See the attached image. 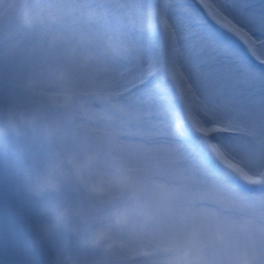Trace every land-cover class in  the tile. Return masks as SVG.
<instances>
[{"label":"rangeland","instance_id":"rangeland-1","mask_svg":"<svg viewBox=\"0 0 264 264\" xmlns=\"http://www.w3.org/2000/svg\"><path fill=\"white\" fill-rule=\"evenodd\" d=\"M21 1L9 0L8 4L11 7L6 8L0 5V38L7 37L21 24H24L16 17V9L20 7ZM146 1L37 0L39 3L35 8L47 7L50 10L52 26L49 23L41 29L36 26L35 21L31 25H27L31 27L32 31L28 34L21 33L11 43L13 46L6 48L11 45L8 44L0 47V122L9 111L33 114L37 118L35 126L31 129L25 128L20 134L7 130L4 133L18 146L21 156L27 157V163L24 167L19 168L14 158L11 159L0 154V222L3 219L2 216L4 217L2 210L6 206L19 207L17 210L20 212H29L25 209V205L21 206L15 200L13 191L21 185L29 186L25 179L26 171L42 168L55 156L92 154L95 156V164L103 167V169L99 168L98 172L108 173L111 168L122 167L128 171L132 178L130 184L113 187L103 197L88 196L71 179L62 183L56 191L30 193L31 196L28 199L21 201L31 204L35 212L38 211L37 209L47 212L46 210L50 207L46 205L44 199H49L55 207L75 208L78 209L79 214L72 217L70 228L52 227L46 234L41 229H35L36 232L38 231L36 242L27 243L32 249L28 245L26 246L24 237L20 236L15 228L10 229V236H3V239L0 240V264H24L23 260L18 262L12 257V249L23 251L27 258L31 256L33 264H45V262L46 264H60L61 262L70 264L66 263L64 256H62L64 259H61L62 257L58 259L57 255L50 254L43 259V253L47 250L51 253V249L55 247L58 254H62V250L67 249L68 251L70 239L82 230L86 233H79L78 253H81V250L86 248L84 240L93 230L97 229L88 231L89 225L92 226V217L104 220L105 212L117 209L116 201L111 198L122 194L124 189L127 190L125 192H131L134 198L139 199L145 217L142 219V229L125 233L124 238L130 245L129 253L106 254L102 248H99L97 256L83 257L78 254L74 260L76 264H126V258L130 256L131 252H135L139 245L155 246L164 242L177 241L194 229L199 230L200 245L208 258L214 261V264H235L238 260L246 261V264H264V209L261 201L258 198L250 197L249 199L246 196H239L230 191H228L231 193L229 197L211 192V188L214 190L215 186L210 183V176L198 164L192 168L200 171L199 178L202 182L186 178L183 174L178 173V164L184 166L182 164L185 157L184 152L180 154L177 144L170 145L161 139L164 135H174L173 126L168 118H164V110L151 93H141V95L125 97V99L114 102L112 101L114 97L127 88L128 82L127 84L123 81L109 82L103 78L86 81L81 76L75 80L68 73H81L82 67L72 66L75 60L59 58L61 56L59 51L81 52L79 46L89 44L94 49H87L96 56H99L101 52L106 53V56H112L114 52L128 66L131 61L134 63L135 59L139 61V50L137 51L136 48L140 49L142 46L147 54L145 59L148 58L149 61H147L150 63L153 57L155 58V55L150 53H154L158 46L155 41L149 39L148 28L140 15L142 11L146 10ZM175 1L178 5L170 6L169 17L161 16V20H165L163 24L161 22L164 36L157 43L163 46L167 42L169 29L177 31L180 46L183 48L184 44L188 45L187 48L191 49L190 52L198 60H186L185 55H182L184 62L188 64L185 66L188 68L186 71L180 63L179 65L174 61L171 63L172 69L176 70H174L175 74L170 77L177 78L181 83V88H185L186 84L192 86L195 101L198 100L202 106V114L195 115V117L201 119L203 124L197 125L189 117L187 109L185 112L190 118V122L196 128L198 127L201 133L210 128L212 124L223 125L226 129L238 131L241 134L239 137L241 140L234 144L239 142L240 145L239 143L238 145L245 148V155L235 153L228 146L229 142L225 144V141L222 140V143L220 142L222 148L220 157L229 162L232 169L233 166L240 167L242 165L246 170L250 169L248 172H254V170L258 172L264 166V103L256 112L259 114V118L251 126H245L243 122L241 124L240 119L236 120L235 117L214 118L209 115L205 104H211L207 100L219 104L214 107L215 113L225 115L227 111L234 108L232 101H229L232 99L235 103L240 104L239 110L252 111L251 109L264 99V73L250 70L246 60L242 59L239 53L211 35L210 32H205L198 44L193 43L195 36L199 37V30H203V24L199 23V21L204 23L203 18L190 5L189 0ZM241 1L244 2V0H239V2ZM228 2L234 4V1L224 0V2H219L220 6L219 4L216 6L222 10L227 19L238 27L237 32L240 29L245 30L252 36L249 39L243 37L242 39L245 42L247 40L250 45L249 50L254 55H258L264 60V8L258 9L259 6H264V0H248L246 5L255 11L250 10L246 14L237 10L235 4L232 6ZM203 7L212 13L210 4L209 6L203 5ZM173 19L175 22L172 21ZM196 22L199 24L192 27L191 24ZM223 23L227 28L235 29L233 26ZM180 25L184 26L183 31L178 28ZM116 28L118 31L113 34L109 33ZM186 36L190 38V41L185 40ZM125 38L138 39V46L132 50L126 48ZM206 38L217 42L213 45L214 53L198 56L197 51L206 50L203 47L205 46L203 39ZM19 50L24 51L22 55H11L14 51ZM29 51L33 53V56L27 61L26 57ZM169 54V51L167 54L164 52L161 59L165 60L166 58L167 61ZM125 55L130 56L127 58ZM219 58L220 65L226 67L229 72L222 73V76L202 78L200 74L204 70L215 68L219 62L215 64L214 61ZM209 64L215 65L209 68ZM108 65L118 67L106 62L105 66H100L107 67ZM67 69L68 73H65ZM118 69L120 72L128 74L120 66ZM127 70H130V67ZM106 71H108L107 68ZM133 75L138 76L139 73ZM83 97L87 98L84 102L80 99ZM88 100L97 101L100 104L94 107L95 109L90 108ZM79 104L80 106L76 108ZM80 108L86 109L87 119L77 123L74 122V115L79 112ZM91 120L96 121L97 124L100 122V126L97 125L95 130H91L88 126V122ZM138 121H142V125L136 127L134 123H138ZM157 121L160 123L159 126L155 125ZM118 132L125 138L128 136L132 138L134 137L132 135L137 133L152 135L155 142L146 145L142 141L122 139L118 152V146L113 143ZM157 146H175L178 155L169 161H160L158 158L162 152L149 149ZM43 148L53 152L54 156L49 157L50 160L44 158L46 156L43 154ZM0 153L2 152L0 151ZM228 155L233 158L229 159ZM251 157L256 158L252 165L247 161ZM234 171H236L235 168ZM154 173L167 175L170 183L150 182L149 178ZM249 177L247 179L256 178L251 175V172ZM204 197L223 203L224 208L217 211L224 212L228 209V212H235L232 215L236 217V221H229L227 218L217 221V215L214 213L210 217V221L201 222L198 215L204 210L201 209L202 207L193 205L196 200ZM193 212L198 213L194 215ZM251 212H257V214L251 217ZM94 220L96 223L97 219L94 218ZM0 224L3 225V223ZM218 236L221 238L217 239ZM56 238H61V241L55 242ZM67 251L66 255H68Z\"/></svg>","mask_w":264,"mask_h":264},{"label":"clouds","instance_id":"clouds-1","mask_svg":"<svg viewBox=\"0 0 264 264\" xmlns=\"http://www.w3.org/2000/svg\"><path fill=\"white\" fill-rule=\"evenodd\" d=\"M17 15L25 25H31L37 20L51 18L47 7L34 8L27 0L16 9ZM147 23L151 13L144 10L140 13ZM33 114L9 111L0 122V135L5 131L20 134L25 128L31 129L36 124ZM25 179L29 187L37 192L56 191L62 183L74 180L79 187L90 197H103L113 187L126 186L131 183V176L122 167H114L108 173H100L95 169V156L85 154L78 156H55L42 168L25 172ZM142 205L138 198L124 208L114 209L106 218L103 227L91 232L84 240V245L90 248H102L106 254L113 252L129 253L130 245L124 238L126 232H135L142 229ZM47 214L51 224L42 227L45 234L52 227H71L72 217L78 215V209L50 207ZM221 237H217L220 239ZM142 257L147 264H214L205 254L200 245L199 230H192L182 239L160 243L155 246L139 245L135 252L130 253V258ZM71 264H76L72 261ZM235 264H246L238 260Z\"/></svg>","mask_w":264,"mask_h":264},{"label":"bare ground","instance_id":"bare-ground-1","mask_svg":"<svg viewBox=\"0 0 264 264\" xmlns=\"http://www.w3.org/2000/svg\"><path fill=\"white\" fill-rule=\"evenodd\" d=\"M201 3H206L208 2V0H199ZM224 2V0H213L211 1V3L216 6V4H219V6L221 5L220 3L221 2ZM227 1V0H225ZM228 1H234V4H235V8L237 10H241L242 12H244V14L246 13H249V11L251 10L252 12H254L255 10L253 9H250V7L248 8V6L246 5V2L248 0H244V2H239V0H228ZM220 2V3H219ZM9 0H0V5H3L5 8L6 7H11L9 6ZM230 3L231 5L233 3L231 2H228ZM233 4V5H234ZM170 5L172 6H177L178 4H176V1L175 0H170ZM226 5V3H225ZM232 5V6H233ZM264 8V6H259L258 9H262ZM235 11V9H233ZM1 13V12H0ZM229 13H231V11H229ZM173 22H175V20L173 19L172 20ZM263 22H264V18H263ZM237 23V22H236ZM178 28H181L180 30H184V26L183 25H180L178 26ZM179 30V31H180ZM116 31H118V29L116 28L115 29H112L109 33H115ZM30 33V32H28ZM169 40H170V36H169ZM169 40L167 39V42H169ZM125 47L126 48H129V49H133L134 47L138 46V39H132V38H125ZM188 44V43H187ZM217 44L216 41H214L213 39H209V38H206V39H203V45H205L207 48H206V53L207 54H210V53H214V46ZM10 46H13V44L9 45V46H6L7 47H10ZM188 45L184 44V47L182 48L180 46V49H181V56L182 55H185L186 57V60H190V61H196L197 58L196 56L192 55V53L190 52L191 49L187 48ZM190 47V46H189ZM193 48V46H191ZM161 46H158V48L155 49L154 53H150V54H154L155 55V58L153 57V61H152V65H148V58H146L147 54H145V49L144 47H140L139 48H136V50L138 51V59L140 61V64H139V67H140V70L138 71L139 73V76H134L132 75L131 73H128V74H125L124 72L122 73V71L120 72L118 67L120 66L119 64L117 65L118 67H112L110 65H108L107 67H101L100 65H104L105 66V62L110 64L109 62H107L106 60L102 59V58H99L97 57L95 54H93L92 52L90 51H84V50H80L81 52H78V51H69V52H61L59 51L58 53H60L61 56H59L60 59H64V60H75L74 63H72V66L73 65H76V67H82L81 70H83L81 73L79 72H72V73H68V69L65 70L66 72L65 73H68L70 76H72L75 80H77V78L79 76H81L84 80L86 81H89L91 79H100V78H103V80L107 81L109 80V82H125V84L128 83H131L129 84V86H132L133 84H136L138 81H140L142 79V76L144 73H154L156 71H161V74L163 75L164 73V68H166L167 72L166 73H170L172 72L169 67L172 66V62L169 60V64H166L165 61H160L159 60V57H160V53H161ZM258 49V48H257ZM24 51H14L11 55H15V56H19V55H22ZM149 54V55H150ZM33 56V53L31 51H29L27 57H26V60L29 61L31 59V57ZM92 56V58H91ZM178 57V60H177V65H179V63L182 65V67L184 68V70H188V68H185V63L182 61V57ZM150 59V58H149ZM148 60V61H147ZM198 61V60H197ZM203 62V61H201ZM158 65H160L159 67H157ZM166 65V66H165ZM115 66V65H114ZM188 66V64H187ZM190 67V66H189ZM106 68L108 69V71H106ZM176 70V69H175ZM251 70V69H250ZM63 72V71H62ZM229 71L227 70L226 67L224 66H221V65H217L215 68L211 69V70H204L200 76L202 78L204 77H216V76H222V73H228ZM79 73V74H78ZM174 73V72H173ZM172 75V73H171ZM133 77V78H132ZM132 81V82H131ZM177 84V87L178 89H180V85L178 83ZM174 87V85H172ZM204 88V87H203ZM181 91V94L177 95L176 97H174L173 99L176 100V104L179 105L178 106V113L182 116L186 113H182V110L185 111V109H188L189 111H194L197 110L198 108L200 110H198V115L202 114V106H200V103L199 102H196L194 99L190 98L187 94H186V91H185V94H184V90L180 89ZM205 91V90H204ZM164 96L166 98H168L167 96V93L166 91L164 90ZM201 92H203L201 90ZM177 93V92H176ZM183 94V95H182ZM183 97V98H182ZM170 98V97H169ZM190 101L192 102V107L190 106L189 107V104H190ZM194 101V102H193ZM232 105H234V108H232V110L230 111H227V114L225 115H221L220 113H215L214 111V107L215 105H219V104H215L213 101H208L207 102L211 103V104H205L207 106V111L209 113V115H212L214 118L215 117H218V118H222L225 116L226 117H235L236 120L239 118L240 119V123L242 124L243 122V125L245 126H251L255 120L258 117L259 114H256V112L258 111V109L260 110V108L262 107L263 103H264V99L260 100L259 103H257L253 109H251L252 111H248V110H239V106L240 104H237L235 103L232 99L229 100ZM229 102V103H230ZM190 115H192L193 113L189 112ZM189 115V117H190ZM222 116V117H221ZM212 126V125H211ZM210 126V128H207L205 131L203 130L201 136L202 137H210L214 132L212 130H214V128H212ZM223 126V125H222ZM223 129H224V126H223ZM225 130H230V129H225ZM231 131H234V130H231ZM236 131V130H235ZM232 139V138H231ZM207 139H205L206 141ZM226 142H229V147H231L235 153L237 154H241L242 156L245 155V148L243 147H240V143L238 145L237 144H234L235 142L237 141H240L241 138H235L234 140H230V139H222ZM221 140V142H222ZM129 145H137V144H129ZM150 150H155V151H160L162 152L161 155L159 156V160L160 161H169L172 157L178 155V153L176 152V149L175 147L171 146V147H161V146H157V147H152V148H149ZM119 152V151H118ZM39 160V159H38ZM256 158L255 157H251L249 160H247L248 162H250V164L252 165L253 162H255ZM40 161V160H39ZM222 165H224L225 167H228L229 165H227L226 163H222ZM258 166V165H257ZM252 167V166H250ZM257 169V167H256ZM261 169H264V166L262 168H260L258 170L257 173H255L256 171L254 169V172L253 171H250L251 174H255L257 176V174L259 173V171ZM190 170V171H189ZM250 170V169H248ZM178 172H180L181 174L184 175V177L186 178H191L193 180H200V175H199V171H196V170H193V169H183V168H178ZM7 176H9V174H7ZM252 181L257 184L259 182L258 179H252ZM210 183L213 185V186H221L219 185L216 181H210ZM205 184V183H204ZM205 187H206V184H205ZM201 188H204L203 186H201ZM217 190L221 191L222 193H226V194H229L231 196L230 193H227L225 190H221L220 188H217ZM34 191L29 187V186H26V185H21L19 186L18 188H15L14 191H13V194H14V198L15 200H17L21 206L25 205V209L29 212H22L24 215L25 218H27V220H29V222L32 224V227L34 228H30V232H33L35 231V229H42V227L44 226H47V225H50L52 222L49 218V215L47 214V212L45 211H39V209H37L38 211L35 212V210H33V208L31 207L32 205L27 203V202H22L21 200H26L29 198L30 193H33ZM23 209V208H22ZM202 210H204V212H200L199 215H198V218H200V221L201 222H207V221H210V217L212 216V214H214V212L212 210H209V209H205V208H201ZM198 210V209H197ZM194 215H197L196 213L198 212H193ZM226 218V217H224ZM227 220H230L229 218H227ZM232 221V220H230ZM2 224H0V240L3 239V236H10V229H12L8 223H5V222H2ZM61 241V238H56L55 239V242H59ZM56 248V247H55ZM53 248L51 249V254L53 255H57L58 259L62 256L66 257V250H62V254H58L57 250ZM17 251L13 250L12 249V257L14 259H16L18 262L20 260H23L24 261V264H30L32 263L33 264V261L30 257H26L25 254H23V251H19L18 249H16ZM64 251V253H63ZM98 251H99V248H90V247H86L84 248L83 250H81V253L79 252V254H81L80 256H83V257H91V256H97L99 255L98 254ZM59 255V256H58ZM78 254L75 255L74 257V260L75 258L77 257ZM61 259H64L63 257ZM60 259V260H61ZM95 261V260H93ZM21 262V261H20ZM89 262H92V261H89Z\"/></svg>","mask_w":264,"mask_h":264}]
</instances>
